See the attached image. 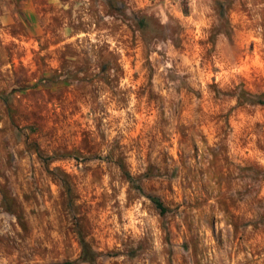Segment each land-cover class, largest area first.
<instances>
[{
    "label": "rangeland",
    "instance_id": "obj_1",
    "mask_svg": "<svg viewBox=\"0 0 264 264\" xmlns=\"http://www.w3.org/2000/svg\"><path fill=\"white\" fill-rule=\"evenodd\" d=\"M257 96L264 0H0V264H264Z\"/></svg>",
    "mask_w": 264,
    "mask_h": 264
},
{
    "label": "trees",
    "instance_id": "obj_2",
    "mask_svg": "<svg viewBox=\"0 0 264 264\" xmlns=\"http://www.w3.org/2000/svg\"><path fill=\"white\" fill-rule=\"evenodd\" d=\"M253 102L256 104H264V96L255 97ZM38 155L40 156L42 161H45L46 158L39 151H38ZM116 164L119 167L124 178L132 185V187L134 189L141 190L142 188H141L140 184H138L136 182L135 178L127 170L123 160H119ZM145 176H147V172H146ZM148 198L151 201V203L154 205V207L159 211L160 214H165L167 212L168 208L165 206V204L163 203V201L160 199L159 196L148 195ZM79 244L81 247L79 259L82 261L93 262L95 253L89 247L88 243L81 236H79ZM61 264H74V263L72 261H66V262H63Z\"/></svg>",
    "mask_w": 264,
    "mask_h": 264
}]
</instances>
